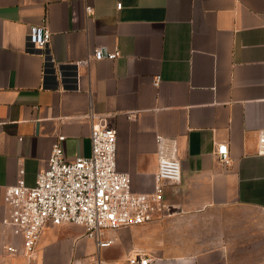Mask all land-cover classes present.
<instances>
[{"label": "crops", "instance_id": "obj_1", "mask_svg": "<svg viewBox=\"0 0 264 264\" xmlns=\"http://www.w3.org/2000/svg\"><path fill=\"white\" fill-rule=\"evenodd\" d=\"M44 25L55 71L27 39ZM97 50L121 55L75 68ZM91 110L116 130L133 192L154 191L158 136L176 140L182 181L164 185L163 214L105 231L109 247L48 224L28 260L3 225L5 189L34 186L58 136L68 160L90 156ZM261 130L264 0H0V264H264Z\"/></svg>", "mask_w": 264, "mask_h": 264}, {"label": "built area", "instance_id": "obj_2", "mask_svg": "<svg viewBox=\"0 0 264 264\" xmlns=\"http://www.w3.org/2000/svg\"><path fill=\"white\" fill-rule=\"evenodd\" d=\"M121 6L118 4L117 8L121 9ZM86 11L91 14L92 8L87 6ZM27 39L33 45L32 51L45 58L44 71L48 65L55 71L49 48L51 33L47 26L31 27ZM120 55L119 51L104 55L103 51L97 50L74 66L78 70L92 60H115ZM74 90L80 91V84L77 83ZM88 118L91 121L90 156L68 160L63 147L66 137L58 136L47 168L37 175L35 185L28 186L20 178L14 186L5 189L4 204L8 216L3 225L21 239L23 255L28 260L34 258L48 224L81 226L85 236L93 240L98 249L109 247L112 242L102 238L105 231L143 225L152 221L154 216L163 214L166 209L162 202L164 185H178L182 181L176 140L158 136L154 191L151 194L133 192L130 175L118 171L116 166V130L92 110ZM216 153L224 165L231 164L226 144H219ZM257 154L264 155V130L259 131ZM3 249L9 255L19 253L14 242L4 245ZM128 261L129 264L152 263L142 252L130 255Z\"/></svg>", "mask_w": 264, "mask_h": 264}]
</instances>
